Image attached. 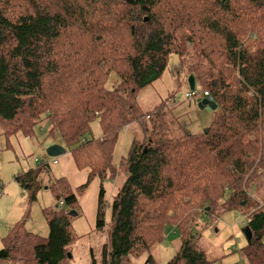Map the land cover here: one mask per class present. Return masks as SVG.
I'll list each match as a JSON object with an SVG mask.
<instances>
[{
  "label": "trees",
  "instance_id": "obj_1",
  "mask_svg": "<svg viewBox=\"0 0 264 264\" xmlns=\"http://www.w3.org/2000/svg\"><path fill=\"white\" fill-rule=\"evenodd\" d=\"M172 54L178 73L193 75L198 94L207 91L217 105L206 133L170 126L163 100L146 113L139 107L137 92L161 77ZM95 120L97 138L89 137ZM132 124L142 136L115 164ZM43 125L48 137L75 146L89 179L122 175L108 223L100 188L96 230L106 241L91 264H131L146 252L157 264L150 251L171 229L180 245L167 264H209L197 245L198 219L243 209L248 186L264 200V0H0V130L33 137ZM48 167L14 176L29 202ZM57 190L56 206L43 211L48 235L16 222L2 239L0 264H69L79 238L68 214L76 196ZM259 205L243 211L244 234L247 226L252 235L241 255L249 264H264Z\"/></svg>",
  "mask_w": 264,
  "mask_h": 264
},
{
  "label": "rangeland",
  "instance_id": "obj_2",
  "mask_svg": "<svg viewBox=\"0 0 264 264\" xmlns=\"http://www.w3.org/2000/svg\"><path fill=\"white\" fill-rule=\"evenodd\" d=\"M179 70L181 67L177 56L170 55L168 67L161 77L137 92V102L141 111L146 113L163 100L166 117L171 119L170 126L187 123V130L198 133L214 124L216 113L200 109L193 103L189 105L190 101L185 97V93L189 91L187 78L184 73H178ZM42 128L40 130L37 127L33 137H25L22 131L7 137L0 130V249L4 246L2 239L10 233L11 227L23 219H25L26 231L46 237L49 228L43 211L51 210L56 206L57 189L65 187L76 196V204L71 209L76 212V215L69 216L70 227L79 236L72 245L69 264H91L92 260L99 262L101 250L106 241V232L96 230L99 191L101 187L104 189V212L106 223H108L112 197L121 182L122 175L117 180L109 178L101 180L99 176L89 179L88 171L78 167L74 159L72 150L75 146H64L59 139L47 136V125H43ZM134 129L135 126L132 124L122 132L114 152L115 164L119 157L126 153L131 140L142 136ZM101 135L99 122L95 120L91 124L89 137L97 138ZM52 144L63 146L65 153L57 157L48 156L46 148ZM41 162L49 165L48 170L46 169L42 174L45 184L36 193V199L29 202L26 189L14 180V176L19 172L35 168ZM50 179L61 180V185L56 184L57 189H51L48 187ZM254 189L251 186L246 187L251 194V199L243 209L223 211L211 220L203 218L202 223L198 219L202 226L197 245L211 261L209 264H249L241 255V248L246 243L243 225L248 220V216L243 211L261 206L255 207V204H264L259 192ZM225 199L226 195H224ZM179 245V232L171 229L167 231L162 243L152 248L150 254L157 264H167L177 252ZM148 254L146 252L132 259L131 264H148L146 262Z\"/></svg>",
  "mask_w": 264,
  "mask_h": 264
},
{
  "label": "water",
  "instance_id": "obj_3",
  "mask_svg": "<svg viewBox=\"0 0 264 264\" xmlns=\"http://www.w3.org/2000/svg\"><path fill=\"white\" fill-rule=\"evenodd\" d=\"M147 20V18H145ZM187 84L189 87V90H193L195 88V78L193 75H189L187 78ZM193 104H195L198 108L200 109H204L207 111H213L216 109L217 105L214 102H208L207 99L203 98V99H197L195 101L192 102ZM191 103H189L190 105ZM209 128H206L204 131L205 133L208 132ZM146 148H144L145 151ZM65 148L59 144H52L49 147L46 148V154L50 157H57L59 155H62L65 153ZM245 202H242V205H244ZM69 215H76V212L71 210L69 211ZM251 231L249 229V227L246 226L245 228V236L247 237L248 240L251 239ZM68 258H71V254L68 253Z\"/></svg>",
  "mask_w": 264,
  "mask_h": 264
},
{
  "label": "built area",
  "instance_id": "obj_4",
  "mask_svg": "<svg viewBox=\"0 0 264 264\" xmlns=\"http://www.w3.org/2000/svg\"><path fill=\"white\" fill-rule=\"evenodd\" d=\"M185 97L188 101H195L197 99L205 98L208 100V102H214L213 97L207 92H203V96L198 94V91L194 88L193 90H189L187 93H185ZM62 204V200L59 201V205Z\"/></svg>",
  "mask_w": 264,
  "mask_h": 264
}]
</instances>
